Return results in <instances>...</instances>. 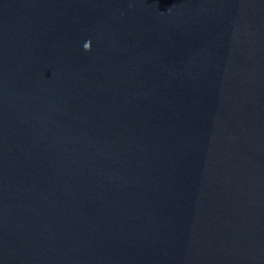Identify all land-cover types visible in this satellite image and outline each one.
Wrapping results in <instances>:
<instances>
[{"label":"water","instance_id":"water-1","mask_svg":"<svg viewBox=\"0 0 264 264\" xmlns=\"http://www.w3.org/2000/svg\"><path fill=\"white\" fill-rule=\"evenodd\" d=\"M0 264H264V0H0Z\"/></svg>","mask_w":264,"mask_h":264}]
</instances>
